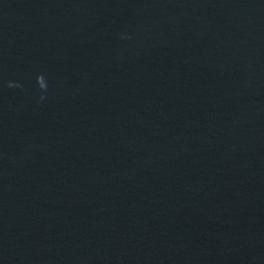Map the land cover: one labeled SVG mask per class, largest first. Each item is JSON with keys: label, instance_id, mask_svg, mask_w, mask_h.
I'll return each instance as SVG.
<instances>
[{"label": "water", "instance_id": "95a60500", "mask_svg": "<svg viewBox=\"0 0 264 264\" xmlns=\"http://www.w3.org/2000/svg\"><path fill=\"white\" fill-rule=\"evenodd\" d=\"M0 264H264V0H0Z\"/></svg>", "mask_w": 264, "mask_h": 264}, {"label": "clouds", "instance_id": "9594fccd", "mask_svg": "<svg viewBox=\"0 0 264 264\" xmlns=\"http://www.w3.org/2000/svg\"><path fill=\"white\" fill-rule=\"evenodd\" d=\"M36 83H37V86L41 89V90H44L46 85H45V82H44V79L42 76H37L36 78ZM10 87L12 85H9ZM18 86V85H17ZM41 99H43V97H41Z\"/></svg>", "mask_w": 264, "mask_h": 264}]
</instances>
